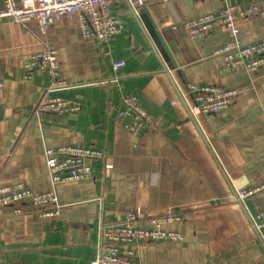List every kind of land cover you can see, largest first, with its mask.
<instances>
[{
	"label": "crops",
	"instance_id": "crops-1",
	"mask_svg": "<svg viewBox=\"0 0 264 264\" xmlns=\"http://www.w3.org/2000/svg\"><path fill=\"white\" fill-rule=\"evenodd\" d=\"M0 0V11L3 8ZM251 0H148L133 13L117 8L123 27L108 43L81 34L78 15L59 17L44 33L36 23L0 16V185L52 188L45 148L77 145L105 152L112 164L92 161V176L55 186L57 214L40 215L29 201L0 205V264H90L99 224L121 222L138 208L143 216L174 209L183 220L163 228L181 242H144L139 264H253L264 258V228L248 214L264 210V188L235 199V190L264 183V74L236 58L214 54L229 37L222 22L191 38L182 22L219 14L226 5ZM264 11V0H258ZM243 42L264 38V17L237 21ZM56 49L59 78L52 90L77 110L35 113L52 83L23 61ZM123 61L117 69L113 63ZM189 84L237 88L239 96L218 113H189ZM136 96L147 111L137 135L118 112ZM17 209L19 211H17Z\"/></svg>",
	"mask_w": 264,
	"mask_h": 264
},
{
	"label": "built area",
	"instance_id": "built-area-1",
	"mask_svg": "<svg viewBox=\"0 0 264 264\" xmlns=\"http://www.w3.org/2000/svg\"><path fill=\"white\" fill-rule=\"evenodd\" d=\"M148 0H4L0 16L10 18L14 23L26 24L35 22L40 33L63 15L77 14L81 34L91 37L98 44L108 43L122 30L123 23L117 13V8L126 5L133 13ZM167 2L170 0H161ZM258 0H251L249 6L241 9L235 5L226 4L219 14L204 16L182 22V28L191 38L199 33L208 32L216 22H222L228 30V39L214 50V54L233 57L246 70L264 74V38L252 42H243L238 35L237 21L250 15L264 17V11L259 10ZM123 61L113 63L117 69ZM23 67L29 73L34 69L46 72L52 83L41 95L34 108L35 113L54 112L64 114L69 110L79 109L60 96H51L52 90L68 88L64 80L59 78L58 52L46 48L30 55L23 61ZM3 82L0 81V87ZM189 92L193 104L188 106L189 113L198 110L202 113H218L227 108L239 96L237 88H224L215 84H189ZM122 108L118 115L125 120V126L133 134H139L147 123L148 113L139 104L136 96H127L122 100ZM46 165L52 188L36 192L23 183L0 185V205H18L29 201L40 208V215L57 214L60 208L55 186L67 182L89 179L92 176V161L102 159L106 174L112 168L107 162L105 152L99 149L62 145L57 148L47 147L44 150ZM264 188V183L257 188H240L235 190V199H244L257 190ZM17 211H19L17 209ZM183 220L180 212L170 208L163 212L143 216L138 208L125 212L118 223L101 222L99 224L98 244L95 257L90 264H139L138 248L144 242H181L183 234L163 228L165 224L177 223ZM251 226L260 232L264 228V210L248 214ZM264 264V258L253 263Z\"/></svg>",
	"mask_w": 264,
	"mask_h": 264
}]
</instances>
